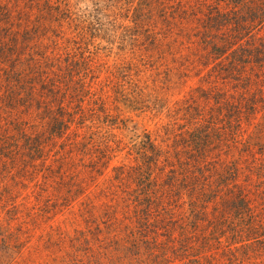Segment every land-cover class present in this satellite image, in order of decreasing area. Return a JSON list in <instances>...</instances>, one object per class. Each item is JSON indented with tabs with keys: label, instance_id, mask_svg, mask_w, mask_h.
<instances>
[{
	"label": "trees",
	"instance_id": "1",
	"mask_svg": "<svg viewBox=\"0 0 264 264\" xmlns=\"http://www.w3.org/2000/svg\"><path fill=\"white\" fill-rule=\"evenodd\" d=\"M73 1L0 0V136L82 220L53 263L264 264V0Z\"/></svg>",
	"mask_w": 264,
	"mask_h": 264
},
{
	"label": "rangeland",
	"instance_id": "2",
	"mask_svg": "<svg viewBox=\"0 0 264 264\" xmlns=\"http://www.w3.org/2000/svg\"><path fill=\"white\" fill-rule=\"evenodd\" d=\"M177 1L178 0H173L169 2V0H159L155 3V0H152V8L155 6H157V8L163 6L169 7L170 3L176 5ZM73 3L80 8L89 7L85 1L77 2L74 0ZM130 3L132 4L126 6V9L130 8L132 12L138 2L134 0ZM254 6L253 4L252 7ZM111 14L117 16L118 22L125 23L126 25L133 20L131 15H124L120 9H116ZM124 16H129V19H125ZM139 21L141 23L150 21L160 22L156 16L151 19H139ZM158 27H160V24ZM255 33L256 30L254 29L253 34ZM259 35L264 38V27ZM176 94L177 92L174 93L175 96ZM1 95L2 91H0V97ZM2 103H0V105ZM135 123H138V127L142 130H150L153 126L152 123H147L146 120L134 119L133 123L128 124L129 130H131ZM8 134L12 136V127L8 128ZM124 134H127V132ZM7 145H12L11 140L5 136H0V156L2 157L0 161V264H54L49 257L50 248L45 250L43 240L39 239L42 237L45 241L50 237V241H56L61 233L69 232L72 235L74 228H83L81 218L74 212L78 202L77 200L74 201L76 205L73 210L67 208L63 211L61 209L57 211V209L56 217L38 211L33 214V204L36 208L42 207L39 201L54 199V197H52L53 193L60 190V188L51 186V181L46 179V172L43 170L39 171V167L35 173L31 168L25 167L21 161H19L18 157L21 155L22 151H20L18 155L17 146L13 145L10 148ZM35 165H39V162H36ZM40 196L42 199L39 198ZM95 204L98 205L96 202ZM27 207L31 212L28 218L26 215ZM58 227H60L61 232L56 234L54 229ZM21 242L24 243L25 246L19 255L14 254L12 260L3 258L6 246L11 250H15L14 248Z\"/></svg>",
	"mask_w": 264,
	"mask_h": 264
}]
</instances>
